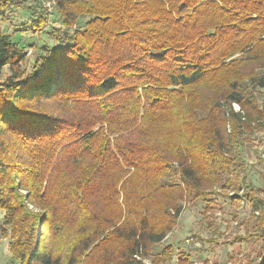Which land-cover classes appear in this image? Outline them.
Masks as SVG:
<instances>
[{"label": "trees", "instance_id": "1", "mask_svg": "<svg viewBox=\"0 0 264 264\" xmlns=\"http://www.w3.org/2000/svg\"><path fill=\"white\" fill-rule=\"evenodd\" d=\"M54 1L65 31L51 30L59 39L30 73L25 47L0 32V211L11 258L166 264L170 246L152 251L177 226L180 203L209 195L228 166L218 100L242 107L247 65H264V0ZM11 5L21 8L0 0V16ZM36 17L25 31L41 35L47 21ZM254 208L264 264V199Z\"/></svg>", "mask_w": 264, "mask_h": 264}, {"label": "rangeland", "instance_id": "2", "mask_svg": "<svg viewBox=\"0 0 264 264\" xmlns=\"http://www.w3.org/2000/svg\"><path fill=\"white\" fill-rule=\"evenodd\" d=\"M18 2L21 8L11 5L0 16V32L25 47L27 58L22 69L30 73L43 49L59 39L58 36L52 39L51 30L61 33L65 28L60 23L54 0ZM32 16L46 19L48 26L43 35L25 31L31 25ZM246 69L254 78L239 84L242 107L218 100L217 110L225 124L218 131V145L226 153L228 166L217 173V184L207 188L211 189L209 195L200 199L186 195L180 203L182 214L177 226L152 251L153 255H158L170 246L173 254L166 264H180L183 257L188 259L187 264H260L262 230L254 205L264 199V65L258 68L254 64L247 65ZM9 76L10 71L4 68L1 80ZM236 114H240V120L232 123L231 115ZM213 123L216 127L221 125L218 119ZM3 218L4 213L0 211V264H15L9 253L10 235H4L3 230L9 228H5ZM151 261L142 260L141 264H151Z\"/></svg>", "mask_w": 264, "mask_h": 264}]
</instances>
